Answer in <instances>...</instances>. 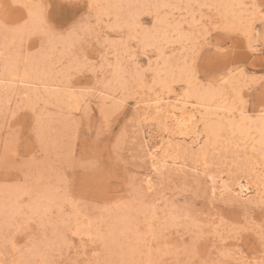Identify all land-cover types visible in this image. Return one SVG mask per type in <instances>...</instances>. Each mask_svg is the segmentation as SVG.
<instances>
[{"label":"rangeland","instance_id":"obj_1","mask_svg":"<svg viewBox=\"0 0 264 264\" xmlns=\"http://www.w3.org/2000/svg\"><path fill=\"white\" fill-rule=\"evenodd\" d=\"M0 74V264L264 260V0H0ZM206 92L156 169L169 105L148 104Z\"/></svg>","mask_w":264,"mask_h":264},{"label":"bare ground","instance_id":"obj_2","mask_svg":"<svg viewBox=\"0 0 264 264\" xmlns=\"http://www.w3.org/2000/svg\"><path fill=\"white\" fill-rule=\"evenodd\" d=\"M44 63H45L44 56H36V57L29 58L27 60L26 64H24V70H23L24 78L28 79L30 77H41V78L45 77L46 73H45V70L43 67ZM4 67L5 68L2 71L3 75H7V76L8 75H16V76L20 75V73H19V60L17 58L10 57L9 59H7ZM192 97H195L194 101L190 100V98H192ZM216 97H217V93H215V92H206L202 95H200V94L199 95L185 94L184 96H180V95L177 96L176 95V97L173 98V101H171V102H168L169 98L164 99L163 97H157L152 101V105L148 104V106H152L153 108H155L156 112H159V113H160V111H162V107L160 105L164 104V103H162L163 100H165L167 105H169V107L166 105V107H168V108H166L164 110L166 112L164 114H167L166 116H164V119H166V121H167V122H165L167 124V126H165V129H164L166 134L161 135L160 138L157 140L158 144H155L154 146L150 145L151 147L149 149V153H150L149 155L151 157V160H153V164L156 166L159 165L158 167H156V169H159L160 165L165 166L170 161V160H168V157H169L168 154H169L170 147L172 146L171 139L175 134V131L173 132L174 126L178 129H180L181 134L189 135L190 134L189 131L191 130V131H193L192 137H194V139H195V137L198 138V135L200 134L198 122L204 118L203 117V111H207L209 109V107H211L213 105L214 100L217 99ZM178 110L179 111L181 110V111L179 112ZM229 125L233 131L238 132L239 134L248 133L249 129L245 130L239 124L237 125L236 123L230 122ZM255 127L258 129V131L260 133L264 134V121L263 120H261L260 125H255ZM222 129H223V126L220 124H210V126H208L207 130H206L207 137H211V139L213 141L218 140V138L221 136ZM261 144H264V141H262ZM148 147H149V145H148ZM206 151H207V147L201 149V152L198 151V153L200 152V156L201 155L203 156L207 153ZM198 153H197V156H198ZM176 161L177 160H174L173 163H176ZM261 172H263V171H261ZM261 177H262V181L264 184V173H261ZM212 180L214 181V189H216V190L227 191V193H228L232 189V186H231L232 184H230V186L227 184H224V183L221 184V182L219 180H216V178H213ZM149 183H151V179L149 180ZM250 183H251L250 181H248V182H241L240 181V182H238V184L236 183L238 185L239 190L237 191L235 189V191H237L242 197L248 198L249 201H251V199H249L250 197H247V196L249 194H252L256 188L254 185H252ZM152 185H154V184L152 183ZM240 195H239V197H240ZM78 227H79V225H78ZM88 228H86V229H88Z\"/></svg>","mask_w":264,"mask_h":264},{"label":"snow or ice","instance_id":"obj_3","mask_svg":"<svg viewBox=\"0 0 264 264\" xmlns=\"http://www.w3.org/2000/svg\"><path fill=\"white\" fill-rule=\"evenodd\" d=\"M259 264H264V260L259 261Z\"/></svg>","mask_w":264,"mask_h":264}]
</instances>
